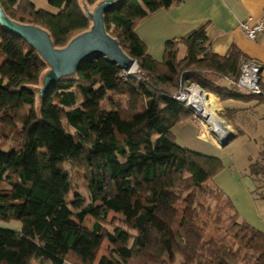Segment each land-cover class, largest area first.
Masks as SVG:
<instances>
[{"label": "trees", "instance_id": "obj_1", "mask_svg": "<svg viewBox=\"0 0 264 264\" xmlns=\"http://www.w3.org/2000/svg\"><path fill=\"white\" fill-rule=\"evenodd\" d=\"M97 1L48 0L57 12L37 8L33 0L0 3L12 19L46 29L54 45L64 47L91 27L83 3ZM179 2L121 0L105 14L107 31L137 60L143 77L126 75L105 57L92 56L43 100L37 89L48 64L0 24V109H31L20 127L1 122L11 126L13 138L7 149L0 146V222H18L21 228L0 227V264H170L171 255L180 257V264H264V233L241 220L218 186L203 188L206 178L212 183L223 171V160L180 146L173 133L193 119V112L174 98L186 86L210 91L208 98L219 106L220 100L264 98L237 86L244 54L236 46L224 55L213 52L206 25L168 40L162 60L148 53L137 25ZM105 97L108 108L101 106ZM225 110L227 116L235 111ZM67 161L84 170L88 201L76 188L68 201ZM249 170L264 175V148ZM206 193L223 196L233 211L222 220L226 205L218 207L216 218L214 209L201 202L216 230H223L209 241L204 228L175 207L181 203L194 211ZM70 205L79 209L78 217L98 211L92 228L67 216L73 214ZM112 211L134 213L135 225L125 220L108 229ZM103 240L113 249L96 262L94 248Z\"/></svg>", "mask_w": 264, "mask_h": 264}, {"label": "crops", "instance_id": "obj_2", "mask_svg": "<svg viewBox=\"0 0 264 264\" xmlns=\"http://www.w3.org/2000/svg\"><path fill=\"white\" fill-rule=\"evenodd\" d=\"M263 11L264 0H181L169 9H160L147 16L137 25L135 31L146 44L148 53L155 59L162 60L168 40L179 39L206 25L210 49L224 55L231 47H238L246 59L257 61L261 65V80L264 84V35L252 40L240 27L241 21L251 16L257 17ZM185 52L186 48L181 46L180 53L184 55ZM240 100H220V104L225 109L230 107L231 101L230 108L238 114L242 109L237 106ZM244 101L248 104V110L255 113V120L264 121V100L249 98ZM230 126L234 131L231 135L233 137L245 131L238 124L236 126L241 129L232 124ZM202 130L204 129L201 123L189 119L177 125L173 133L180 146L221 157L225 168L213 178L214 183L231 199L241 220L247 221L264 233V175L253 176L249 170L251 164L257 162V157L260 159L264 148V134L253 136L254 140L260 141L261 147L257 149L256 155L239 165L228 156L221 155L220 149H223L225 144L221 147L214 137H210L211 133H202ZM184 140L194 141L198 144V149ZM0 225L21 228L18 222H0Z\"/></svg>", "mask_w": 264, "mask_h": 264}, {"label": "rangeland", "instance_id": "obj_3", "mask_svg": "<svg viewBox=\"0 0 264 264\" xmlns=\"http://www.w3.org/2000/svg\"><path fill=\"white\" fill-rule=\"evenodd\" d=\"M34 3L36 4L37 8H43V9H47L49 11L52 12H57V9L54 8L53 6H51L48 2V0H33ZM84 2V0H81ZM97 5V2L95 4H88V3H83V6H87L91 11L95 8V6ZM181 55H183V53H180ZM134 70H138L137 72H134L132 75L137 77V78H141L143 77V72H141V70L136 67V65H134L133 67ZM125 73V71H124ZM126 74V73H125ZM194 87H198L201 90H204L205 92L211 93L210 91L203 89L202 87L198 86V85H190V86H186L185 88H183L182 92H187L188 88L193 89ZM110 95H112V93H107V97H109ZM207 100L209 102H214L216 103V108L214 110V112L217 114V116L224 120L225 124L231 128V133L229 134L232 135L233 134V129L230 126L231 124L233 126H235V128L239 127L236 126L237 124L241 126V128L243 130H245L244 132H238L239 134H237V136L235 137H231V139L229 140V142L227 144H225L222 150L221 155H225L228 156V158L236 161L239 165L241 162L246 161L247 159H249V157L256 155L255 153L257 152V149L259 147H261L260 141H256L254 140L253 136L255 135H263L264 134V121H260L257 119V121L255 120V113H253L251 110H248V104L246 101L244 100H240L241 102L238 103V107H242L241 110H239V113L236 114L235 111H231L230 112V116H227V112L226 110L222 107V105L217 104L216 101L214 100H210L209 98H207ZM38 103L36 105V107H38ZM102 108H108V100L105 97V99L103 100L102 104H101ZM229 106H232V103L230 101ZM234 106V105H233ZM236 106V107H237ZM31 109L30 106H16V107H11V108H3L0 109V146L3 149H7L8 145L10 144V142L12 141V131L10 130V125H3V123L1 122H6L8 121L11 124H14L16 127H20L21 125V120L27 116L30 113ZM230 117V118H229ZM194 120H196L199 123H203L202 119H195L193 117ZM201 120V122H200ZM203 129H205V124H202ZM211 128V127H210ZM239 127V129H241ZM211 136L215 138V140H217V142L219 143V137L221 136V134L219 132H217L216 130L212 129ZM263 131V132H262ZM205 130H202V133H204ZM12 137V138H11ZM181 139V138H180ZM188 145H191L193 148L198 149V144H196L194 141L191 140H184ZM221 145V147L223 146V144L219 143ZM190 150L196 151L194 149L189 148ZM198 153H202L204 154V152H199L196 151ZM204 155H211V154H204ZM211 156H215V157H219L217 155H211ZM227 158V157H226ZM227 158V159H228ZM259 158L257 157L256 161ZM66 168L69 171V177L71 180V184H72V189L70 191V193L68 194V201H71L74 198V192L73 190L76 188V190H78L82 197L85 198L88 201L89 198V191L87 188V181L85 178V173L84 170L82 168H80L79 166H76L74 164V162L72 161H67L65 163ZM214 186H217L214 181H212L209 178H206L203 181V188H213ZM263 191V190H262ZM261 193V192H260ZM216 194V193H215ZM225 194V193H224ZM225 196V195H224ZM203 201H205V204L207 207H209L210 209H214V211L216 212V215L214 217L217 218L219 211L217 210L218 207H225L226 205V198H224L223 196H214V195H210L208 193H206L201 200L197 203V205L195 206V210L193 211L191 208H188L186 205L181 204V203H177L175 205V207L183 212L185 215L192 217L195 219V221L197 222V224L204 228L205 230V240L209 241L210 239H214L219 237L220 235H222L223 230L217 231L216 228L214 227L213 224V219L214 217L211 215V211L208 210V208H206L204 205L201 204V202L203 203ZM71 208L73 209V214L72 213H67V216H69V218L75 219L78 223L82 224L83 226L87 227V228H92L94 222L97 219L98 216V211H94L85 215H82L81 217H78L77 215L75 216L76 212L79 211L78 208H76L73 205H70ZM221 213V212H220ZM233 211L231 210V207H229L228 205H226L225 209H224V214L222 215V220H225L226 216L228 215H232ZM128 220L130 221V224L132 226L135 225V216L134 213L131 214H127L126 211L125 212H116V211H112L109 216H108V222L109 224L107 225V228L112 230L113 229V225L116 224H120L123 225L124 221ZM226 223H224V225H226ZM0 227L6 228V229H13L14 228H10V227H4L2 225H0ZM133 233H136V230L132 229ZM113 249V245L108 242L107 240H103L102 242L98 243L95 248H94V257H95V261L99 262V260L101 259L102 256L104 255H109L110 251ZM169 261L170 264H180V257H174V256H170L169 257ZM31 264H38L35 260H31L30 262Z\"/></svg>", "mask_w": 264, "mask_h": 264}, {"label": "water", "instance_id": "obj_4", "mask_svg": "<svg viewBox=\"0 0 264 264\" xmlns=\"http://www.w3.org/2000/svg\"><path fill=\"white\" fill-rule=\"evenodd\" d=\"M120 2L121 0H99L92 11L85 6L86 15L92 21L91 27L73 37L64 47H56L46 29L12 19L0 3L1 26L25 39L49 66L42 86L37 89L40 100L45 98L50 88L59 80L76 74L79 65L92 56H103L125 72L133 74L131 67L138 66L137 60L123 50L119 40L105 26V14ZM231 137L228 136L224 144Z\"/></svg>", "mask_w": 264, "mask_h": 264}, {"label": "built area", "instance_id": "obj_5", "mask_svg": "<svg viewBox=\"0 0 264 264\" xmlns=\"http://www.w3.org/2000/svg\"><path fill=\"white\" fill-rule=\"evenodd\" d=\"M240 27L249 39L254 40L257 39L259 36L264 35V11L257 17L251 16L248 19L241 21ZM125 73L126 75H132L128 72ZM236 84L238 87L246 91H250L254 94L260 95L264 98V87H262L261 85V65L257 61L248 59L242 60L241 74ZM190 94L191 89L188 88L187 92H181L174 98L182 102L186 108L190 109L193 112V117L195 119H201L199 116V109L197 108V106L194 105L191 98L192 95ZM228 136L229 135H221L219 137V143L224 144Z\"/></svg>", "mask_w": 264, "mask_h": 264}, {"label": "bare ground", "instance_id": "obj_6", "mask_svg": "<svg viewBox=\"0 0 264 264\" xmlns=\"http://www.w3.org/2000/svg\"><path fill=\"white\" fill-rule=\"evenodd\" d=\"M131 67V72H137ZM138 67V66H137ZM192 101L195 106L199 109V116L203 120L202 124H205V129L210 131L211 128L219 132L222 136H227L231 133V128L228 127L224 120L220 119L214 112L216 103L209 102L207 100V92L201 90L198 87L191 89ZM211 127V128H210Z\"/></svg>", "mask_w": 264, "mask_h": 264}]
</instances>
